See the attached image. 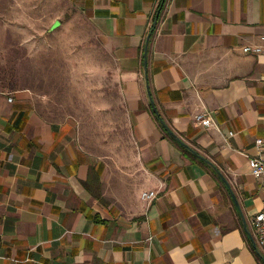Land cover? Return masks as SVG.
Returning a JSON list of instances; mask_svg holds the SVG:
<instances>
[{"label": "crops", "instance_id": "obj_1", "mask_svg": "<svg viewBox=\"0 0 264 264\" xmlns=\"http://www.w3.org/2000/svg\"><path fill=\"white\" fill-rule=\"evenodd\" d=\"M64 1L111 55L126 137L93 154L75 126L0 88V264H264L248 162L264 54L242 51L261 43L264 0Z\"/></svg>", "mask_w": 264, "mask_h": 264}, {"label": "rangeland", "instance_id": "obj_2", "mask_svg": "<svg viewBox=\"0 0 264 264\" xmlns=\"http://www.w3.org/2000/svg\"><path fill=\"white\" fill-rule=\"evenodd\" d=\"M114 69L102 38L64 0H0V88L27 92L44 118L75 126L102 157L126 137Z\"/></svg>", "mask_w": 264, "mask_h": 264}, {"label": "built area", "instance_id": "obj_3", "mask_svg": "<svg viewBox=\"0 0 264 264\" xmlns=\"http://www.w3.org/2000/svg\"><path fill=\"white\" fill-rule=\"evenodd\" d=\"M260 44L244 45L242 51L247 54L261 55L264 54V35L260 36ZM11 100V98H9ZM198 125L210 127L214 124L212 116L207 111L199 112L194 117ZM254 145L257 153L249 157V166L251 174L259 180L260 186L264 192V132L262 136H258ZM155 196V191L143 192L142 199H151ZM252 225L256 234L258 245L264 250V208L258 211L252 220Z\"/></svg>", "mask_w": 264, "mask_h": 264}, {"label": "water", "instance_id": "obj_4", "mask_svg": "<svg viewBox=\"0 0 264 264\" xmlns=\"http://www.w3.org/2000/svg\"><path fill=\"white\" fill-rule=\"evenodd\" d=\"M157 22V17L156 19L154 20V25L156 24ZM149 36L150 34L147 36L146 38V42H145V47H144V52H143V56H144V64H146V54H147V43H148V40H149ZM153 110L155 111L156 115L158 116V113L156 112V109L155 107L153 106ZM161 124L165 127L166 131L168 132L169 135H171L172 137H174L177 141H179L180 143L183 144V142L174 134L170 131V129L166 126V124L164 123V121L158 116Z\"/></svg>", "mask_w": 264, "mask_h": 264}, {"label": "trees", "instance_id": "obj_5", "mask_svg": "<svg viewBox=\"0 0 264 264\" xmlns=\"http://www.w3.org/2000/svg\"><path fill=\"white\" fill-rule=\"evenodd\" d=\"M158 118V117H157ZM170 137V139H172L173 141H176L179 143L180 147L182 148L183 151H186V152H189L190 150L185 146L183 145L182 143H180L179 141H177L174 137H172L171 135H168Z\"/></svg>", "mask_w": 264, "mask_h": 264}]
</instances>
